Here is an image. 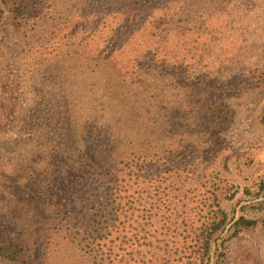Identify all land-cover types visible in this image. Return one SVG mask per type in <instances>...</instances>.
Here are the masks:
<instances>
[{"label":"trees","instance_id":"1","mask_svg":"<svg viewBox=\"0 0 264 264\" xmlns=\"http://www.w3.org/2000/svg\"><path fill=\"white\" fill-rule=\"evenodd\" d=\"M32 1L0 7L19 28ZM97 2L110 9L96 28L114 20L108 38L121 36L119 44L90 57L54 53L44 68L48 90H56L46 92L50 101L41 103V94L14 104L18 133L28 137L0 144V264H209L211 257L221 264L226 223L228 237L256 225L243 216L227 221L218 205L203 210L197 199L202 157L217 145L227 107L210 81L158 48L161 35L189 32V21L172 20L198 7ZM17 77L14 100L26 84ZM255 196L264 199V180Z\"/></svg>","mask_w":264,"mask_h":264},{"label":"rangeland","instance_id":"2","mask_svg":"<svg viewBox=\"0 0 264 264\" xmlns=\"http://www.w3.org/2000/svg\"><path fill=\"white\" fill-rule=\"evenodd\" d=\"M83 1L33 0L19 28L0 7V144L28 137L23 131L18 133L14 104L39 101L41 94L44 103L48 94L56 93L48 90L44 75L54 53L77 50L84 54L82 57H90L96 50L119 44L121 36L108 38L114 20L96 28L110 5ZM191 1L183 0L185 12L192 6L198 8L187 12L188 18L172 20L173 26L189 21V32L161 35L158 48L160 54L172 55V61L182 69L188 68L194 77L210 81L218 89V100L227 107V120L220 128L217 145L206 148L202 157L207 169L197 199L204 198L203 210L218 205L227 221L239 216L256 220L253 229L234 237H228L231 222L226 223L220 234L224 240L221 264H264V199L255 196L258 182L264 180V0H193V5ZM132 43L135 39L124 44V50L133 47ZM64 55L69 56L67 52ZM17 72L26 84L23 96L14 100L10 95L16 88ZM30 101L23 105L24 110H28ZM212 262L211 257L209 264Z\"/></svg>","mask_w":264,"mask_h":264}]
</instances>
